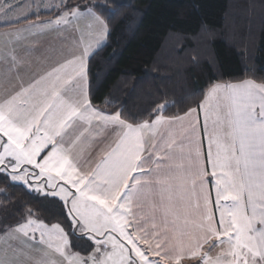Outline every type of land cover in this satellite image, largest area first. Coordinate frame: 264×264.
I'll return each instance as SVG.
<instances>
[{"label": "snow or ice", "instance_id": "obj_1", "mask_svg": "<svg viewBox=\"0 0 264 264\" xmlns=\"http://www.w3.org/2000/svg\"><path fill=\"white\" fill-rule=\"evenodd\" d=\"M33 4L0 0V264H264V77L97 105L114 4Z\"/></svg>", "mask_w": 264, "mask_h": 264}, {"label": "trees", "instance_id": "obj_2", "mask_svg": "<svg viewBox=\"0 0 264 264\" xmlns=\"http://www.w3.org/2000/svg\"><path fill=\"white\" fill-rule=\"evenodd\" d=\"M109 3L116 8L112 34L93 62V72H99L92 81L97 105L110 99L138 111L162 87L169 101H178L167 109L172 114L185 105L195 107L210 82L264 77V0ZM50 15L41 12L42 18ZM18 195L28 199L22 190Z\"/></svg>", "mask_w": 264, "mask_h": 264}, {"label": "rangeland", "instance_id": "obj_3", "mask_svg": "<svg viewBox=\"0 0 264 264\" xmlns=\"http://www.w3.org/2000/svg\"><path fill=\"white\" fill-rule=\"evenodd\" d=\"M13 4L17 3V0H11ZM52 0H36V4L31 5L32 8H36L37 5H40L41 7L44 6H50L52 3ZM29 0H21V7L15 9L13 13L10 15L15 16L18 14H23L24 12L29 10L28 7ZM20 25H13V27H19ZM7 28H0V32L7 31Z\"/></svg>", "mask_w": 264, "mask_h": 264}, {"label": "crops", "instance_id": "obj_4", "mask_svg": "<svg viewBox=\"0 0 264 264\" xmlns=\"http://www.w3.org/2000/svg\"><path fill=\"white\" fill-rule=\"evenodd\" d=\"M230 83H235V82H230ZM206 144H207V141H206V138H205V150H206Z\"/></svg>", "mask_w": 264, "mask_h": 264}]
</instances>
